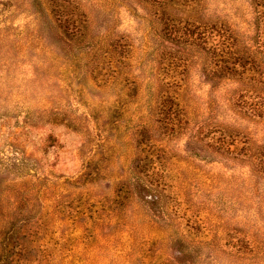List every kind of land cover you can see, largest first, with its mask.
Listing matches in <instances>:
<instances>
[{
  "label": "rangeland",
  "instance_id": "rangeland-1",
  "mask_svg": "<svg viewBox=\"0 0 264 264\" xmlns=\"http://www.w3.org/2000/svg\"><path fill=\"white\" fill-rule=\"evenodd\" d=\"M0 264H264V0H0Z\"/></svg>",
  "mask_w": 264,
  "mask_h": 264
}]
</instances>
